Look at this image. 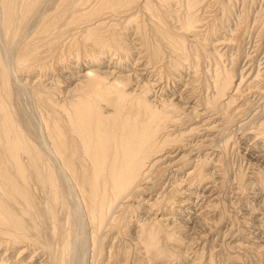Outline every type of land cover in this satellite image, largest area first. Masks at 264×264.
<instances>
[{
    "label": "bare ground",
    "instance_id": "obj_1",
    "mask_svg": "<svg viewBox=\"0 0 264 264\" xmlns=\"http://www.w3.org/2000/svg\"><path fill=\"white\" fill-rule=\"evenodd\" d=\"M254 31L264 0H0V248L33 249L13 264H127L125 238L155 261L191 236L217 207L219 158L264 139ZM262 148L244 147L261 165ZM42 216L55 249L31 235Z\"/></svg>",
    "mask_w": 264,
    "mask_h": 264
},
{
    "label": "rangeland",
    "instance_id": "obj_2",
    "mask_svg": "<svg viewBox=\"0 0 264 264\" xmlns=\"http://www.w3.org/2000/svg\"><path fill=\"white\" fill-rule=\"evenodd\" d=\"M209 12L211 11H207L208 14H210ZM213 21L211 20L209 23L210 25H213L211 26V29L214 28V32L216 31L215 26L216 28L218 26L216 24V21L212 23ZM209 23L206 25L210 26ZM217 29H220V27H218ZM210 33H212V30ZM218 33L216 31L213 35H220ZM256 34L257 31H254L253 39L256 40V42L264 41L262 37L255 36ZM172 77H174L173 74L171 75V77H168L171 83H173L174 79H172ZM175 87H177V85L175 86L174 84V88ZM171 90L172 88L169 89L166 93L170 92ZM237 103L240 102H236L232 105L236 107ZM262 103L263 102L249 106L245 105L243 107L244 110H242L243 114H241L240 117H247L255 105L257 106ZM17 107L24 109V105L21 102H18ZM237 119L238 118H236L234 121H236ZM28 131L32 137L37 138L36 131L34 132V128L33 126H31V124H29ZM235 137L237 138L238 134H236ZM254 137L255 135L252 134L247 137L248 139L245 138L238 140L237 138V143L233 146L234 148L231 147L225 157L219 158V161L221 160V162H223L220 165L221 168L223 167L222 173L225 176L224 182L226 185L224 184V186L221 185L220 187L217 186V199L214 200L215 205L218 207H216L215 209L216 212L214 211L209 215L206 214L204 216V222L197 220L193 224L186 226L185 229L188 228L187 230L191 231V236L183 237L180 240L173 239L171 242H161V245L164 248V255L155 261H147V259L144 258L145 255L135 249L134 245L131 244V242L127 238H125V241L127 242H122V245L124 246V252L126 253V255H129L130 252V255L132 256V258L130 259L131 261L129 260L127 264H264V246L260 247V244L263 243L261 242V240L257 239V230H254V227L257 226L258 223L262 225V229L264 230V217L257 221L253 214H248L249 211L254 209L255 213L260 215L261 211L264 210V205L260 206L259 204L260 197L258 196L260 194L257 193L260 191L264 194V164L261 165V163L256 162L254 159H251L249 153H247L248 151H245L244 149L247 143L250 145V150L252 151L261 149V147H263V138H260L261 140L257 139L256 141L251 143ZM262 150L264 149L262 148ZM214 156V153H211L209 155L208 160L206 161L207 163L205 164V168H207V170H210L213 160L218 157ZM9 171V174L15 176L20 183H23V180L18 175L17 168L14 165L9 166ZM219 189L222 191H220ZM207 219H209V221H207ZM29 221L27 219V222ZM202 223L205 226H203ZM38 224L41 228L40 232H38V234L32 232L31 235L37 236L42 244L55 249L57 235L54 236V233L52 232L51 222L46 217L42 216V219H40ZM190 226H193V228L190 229ZM192 237H194L195 239ZM8 244V250L7 246H3L0 248V262L2 261V258H5L3 259L2 264H13L17 259H20L21 262L27 259L29 260L32 257L33 249H25L24 251L21 250L23 249V247H25L24 244L20 245V249L16 246H12L10 243ZM20 250L22 252L19 254ZM83 254L84 247L81 251L80 258L83 256ZM88 255L89 252L87 245L86 257H88ZM125 259H127L125 255H121L117 260L118 262L114 264L124 263L126 261ZM36 261L38 260L32 261V263H35ZM29 263L30 262L27 261L24 264Z\"/></svg>",
    "mask_w": 264,
    "mask_h": 264
}]
</instances>
